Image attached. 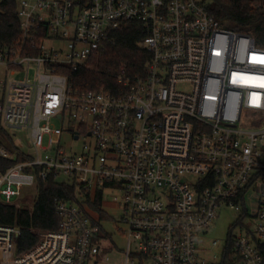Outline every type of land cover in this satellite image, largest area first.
<instances>
[{"label": "built area", "instance_id": "built-area-1", "mask_svg": "<svg viewBox=\"0 0 264 264\" xmlns=\"http://www.w3.org/2000/svg\"><path fill=\"white\" fill-rule=\"evenodd\" d=\"M17 15L18 39L0 47V130L22 131L30 152L0 142V204L34 200L40 181L63 177L119 207L122 264H222L225 242L206 259L197 235L223 207L238 224L251 216V191L256 225L232 235V252L235 264H264V47L206 0H19ZM128 22L144 33L142 71L123 64L113 89L74 88L66 70L89 67ZM64 132L82 139L78 154ZM54 208L58 228L33 230L20 252V227L0 224V264L106 259L102 221L70 202Z\"/></svg>", "mask_w": 264, "mask_h": 264}, {"label": "trees", "instance_id": "trees-1", "mask_svg": "<svg viewBox=\"0 0 264 264\" xmlns=\"http://www.w3.org/2000/svg\"><path fill=\"white\" fill-rule=\"evenodd\" d=\"M211 14L226 28L250 35L255 43L264 47V0H206ZM18 1H0V47L14 43L19 37ZM144 33L139 24L128 22L111 32L103 48L89 63V67L76 72L66 70L68 82L81 90L113 89L116 85L114 74L123 64L130 71H142L148 58L140 47ZM6 140V139H5ZM8 142V140H6ZM1 143H5L0 138ZM14 163V162H11ZM77 195L83 196L79 201ZM102 190L96 189L91 198L90 192L68 180L40 181L33 200L31 211L13 205L0 204V224L20 227L17 239V252L29 249L36 242L33 230H53L58 228L59 216L55 212L56 201L77 204L83 209L87 206L98 216L94 223L106 221L108 215L102 208ZM232 227L225 240L222 264H235L232 252ZM104 237L109 234L101 230ZM140 261L142 260L139 256Z\"/></svg>", "mask_w": 264, "mask_h": 264}, {"label": "rangeland", "instance_id": "rangeland-1", "mask_svg": "<svg viewBox=\"0 0 264 264\" xmlns=\"http://www.w3.org/2000/svg\"><path fill=\"white\" fill-rule=\"evenodd\" d=\"M1 72L2 69L0 68V73ZM54 123L57 128H59L61 125L59 120L57 119L54 120ZM3 129L5 131L0 130V138H2L5 143L7 142L5 139H7L9 136V138H11L13 142H15L19 147L30 152V149L26 146L23 141L24 134L22 133V131L8 128L6 126H4ZM62 136V143L64 142L65 150H71L72 152L78 154L81 144L83 143L82 139L75 141L73 140L72 136H70L67 132H64ZM19 138H21L22 140L19 141ZM84 141H86L87 143H91L92 137H86ZM63 179V177H59L57 181H62ZM90 193V196L92 198L93 193ZM31 198L32 197L30 195L19 199L17 201L16 207L24 208L30 211L33 204V199ZM77 198L79 199V201L84 200L82 195H77ZM246 201L247 208L251 216H244L240 224H238V221L240 220V213H237L233 209L223 207L222 209L218 210V216L214 219L210 227L206 231L201 232L197 235L199 236L198 240L196 238L198 254L201 257L206 259H212L213 255L218 256L220 254L224 242L227 239L228 233L230 232V226H233L232 234H235L238 233L243 228V226L251 229L256 225L254 217L256 207V193L250 191L248 193ZM101 206L109 217L106 221L101 222L104 230L107 234H109V237L103 238L101 241V244L106 248V259L104 261H99L97 264H122L124 258L123 253L126 248L127 238L125 234L119 231V229H124V226L118 222V219L120 217V209L116 204L111 201L110 197L108 196L103 199ZM85 210L87 211V213L94 215L97 218L98 215L95 212L91 211L87 206L85 207ZM213 241L217 242L216 246L212 245ZM130 242L131 244H133L134 240L131 239ZM145 264L152 263L146 262Z\"/></svg>", "mask_w": 264, "mask_h": 264}]
</instances>
